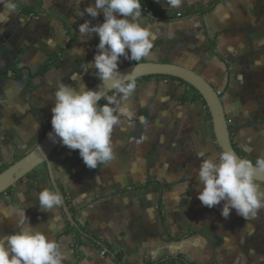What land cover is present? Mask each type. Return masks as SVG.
Returning <instances> with one entry per match:
<instances>
[{"label":"crops","instance_id":"0c3cea01","mask_svg":"<svg viewBox=\"0 0 264 264\" xmlns=\"http://www.w3.org/2000/svg\"><path fill=\"white\" fill-rule=\"evenodd\" d=\"M149 1L175 17L165 21L142 12L139 22L151 31L154 45L143 61L179 64L201 74L220 92L234 148L256 164L264 158V0H183L180 8ZM12 2L13 13L0 4V167L43 138L52 125L59 83L79 90L80 84L89 88L95 82L100 37H83L79 25L105 20L102 11L96 19L86 12L81 17L95 0ZM24 5L39 15L23 14ZM130 62L137 61L122 56L118 67ZM76 74L80 83L71 79ZM136 83L127 100L114 91L100 103L114 98L121 120L113 132L116 159L110 165L89 169L79 150L62 143L50 155L57 185L76 210V224L120 251L122 264H162L178 255L194 264H264V210L246 221L233 209L225 219L223 201L209 208L198 198L203 161L197 155L218 159L221 153L205 106L183 99L186 89L177 81ZM44 188L55 192L42 164L11 194L0 196V238L18 231V217L6 216L25 210L31 226L58 242L62 264H117L113 253L88 241L75 253L62 207L40 208L36 196Z\"/></svg>","mask_w":264,"mask_h":264},{"label":"clouds","instance_id":"9594fccd","mask_svg":"<svg viewBox=\"0 0 264 264\" xmlns=\"http://www.w3.org/2000/svg\"><path fill=\"white\" fill-rule=\"evenodd\" d=\"M166 3L171 8L183 6V0H166ZM0 4L8 13L16 11L12 0H0ZM141 9L140 0H95L94 5L81 12V17L86 12L93 19L103 12L105 20L102 24L92 25L90 20L85 21L79 25V33L83 37L98 34L100 43L94 68L99 79L110 82L117 96L124 100L136 91L138 66L125 76L119 71L120 58L139 62L151 55L154 46L151 31L139 22ZM87 71L86 67L84 72ZM71 79L80 83L82 77L76 74ZM54 98L51 121L54 135L50 132L49 138L59 137L63 146L79 150L89 169L110 165L116 159L113 132L121 123L114 107L116 100L108 97L107 103L101 106L100 101L105 99L101 91L88 89L83 84L77 90L63 82L58 84ZM197 157L203 161L197 177L203 185L198 197L202 204L213 208L223 201L221 214L225 219L230 218L233 209L246 221L257 218L264 210V188L256 182L257 173L264 172V158L254 165L229 150L221 152L218 159L205 157L203 152ZM186 189L187 185L183 191ZM36 197L40 208L46 211H54L63 203L62 196L48 188ZM13 216L18 217V231L0 238V264H62L64 255L56 240L40 228L31 226L25 210H13L6 217Z\"/></svg>","mask_w":264,"mask_h":264},{"label":"water","instance_id":"95a60500","mask_svg":"<svg viewBox=\"0 0 264 264\" xmlns=\"http://www.w3.org/2000/svg\"><path fill=\"white\" fill-rule=\"evenodd\" d=\"M136 67V79L148 75H168L179 78L193 86L201 95L208 109L214 136L221 152L225 150L233 151L237 156L244 159L236 152L231 142L228 122L217 90L201 74L179 64L147 61L127 64L120 67L119 71L127 76L133 73ZM88 89L101 91L104 97L115 90L111 88L110 82L104 83L102 80L95 81ZM50 132H53L52 125L48 128L43 138L28 153L11 163L7 168L0 172V194L5 192L8 188L14 186L20 179L35 170L38 166L45 164L47 166L49 179L54 191L58 192L62 196L63 203L61 207L67 221L72 226L78 228V225L69 211L51 169L50 155L61 144V142L59 137H56L55 140L50 139ZM256 181L264 183V172L257 173Z\"/></svg>","mask_w":264,"mask_h":264},{"label":"trees","instance_id":"16d2710c","mask_svg":"<svg viewBox=\"0 0 264 264\" xmlns=\"http://www.w3.org/2000/svg\"><path fill=\"white\" fill-rule=\"evenodd\" d=\"M141 2V5H142V12L144 11L146 14H149L150 16L156 18V19H161V20H165V21H169L171 19H173L175 16L172 15V16H168L166 14V11L160 7H158L157 5L153 4L151 1L149 0H140ZM206 8H203L201 9V11H204L206 10ZM21 11L23 14H26V15H39V12L36 10V8L32 7V6H22L21 8ZM58 57H55V59H57ZM143 60H141L142 62ZM134 62H130V64H132ZM49 64H46L42 67H40L37 71L39 73H41L42 71H44L47 67H48ZM151 78H157V79H168V80H173V81H177L178 83H180L181 85H183L186 89V92L184 93L183 95V99H189L190 101H200L204 106H205V109L207 111V114L210 116L209 112H208V109L201 97V95L199 94V92L193 87L191 86L190 84L186 83L185 81L179 79V78H176V77H172V76H168V75H148V76H144V77H140V78H137L136 79V82L137 81H142V80H147V79H151ZM95 80H100L98 75L96 74L95 75ZM116 91V90H114ZM113 91V92H114ZM220 96V95H219ZM103 100L100 101V103L102 102ZM236 152L241 156L243 157L244 159H247V160H250L248 159L247 157H245L244 155L241 154V152L236 149ZM251 161V160H250ZM252 163H254L253 161H251ZM10 164L8 165H3L0 167V172L3 171L5 168H7ZM12 190H13V186L8 188L7 190H5V192H3L2 194H0V196L4 195V194H11L12 193ZM63 197H64V194L63 192L61 191ZM68 208H69V211L71 212V214L73 215V218L75 217V214H76V210L71 207L68 203L67 200H65ZM66 233H69L72 235L73 237V247H74V250H75V253L78 255V250H79V247L85 242V241H88L89 244H92L94 247L98 248V249H101V250H104L106 249L107 251H105V253H113L114 254V257H115V261L117 264H122L123 262V255L120 251H116L112 245L110 243H108L107 241L105 240H101L99 239L97 236H95L94 234L88 232L84 227L82 226H79L78 225V228L72 226L68 221H67V226H66V230H65ZM177 262H181L183 264H194L193 262H189L187 261L184 256L182 255H178L176 257H170V258H167L165 260H163L161 263L162 264H173V263H177Z\"/></svg>","mask_w":264,"mask_h":264},{"label":"built area","instance_id":"2783aa9c","mask_svg":"<svg viewBox=\"0 0 264 264\" xmlns=\"http://www.w3.org/2000/svg\"><path fill=\"white\" fill-rule=\"evenodd\" d=\"M218 92V94L220 93L219 91H217ZM101 253H104V251H101Z\"/></svg>","mask_w":264,"mask_h":264},{"label":"rangeland","instance_id":"374dc122","mask_svg":"<svg viewBox=\"0 0 264 264\" xmlns=\"http://www.w3.org/2000/svg\"><path fill=\"white\" fill-rule=\"evenodd\" d=\"M94 81H96V80H94Z\"/></svg>","mask_w":264,"mask_h":264}]
</instances>
